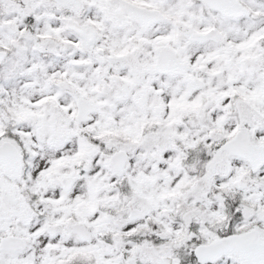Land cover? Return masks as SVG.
I'll return each instance as SVG.
<instances>
[{"label":"snow or ice","instance_id":"1","mask_svg":"<svg viewBox=\"0 0 264 264\" xmlns=\"http://www.w3.org/2000/svg\"><path fill=\"white\" fill-rule=\"evenodd\" d=\"M0 264H264V0H0Z\"/></svg>","mask_w":264,"mask_h":264}]
</instances>
